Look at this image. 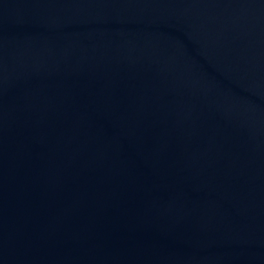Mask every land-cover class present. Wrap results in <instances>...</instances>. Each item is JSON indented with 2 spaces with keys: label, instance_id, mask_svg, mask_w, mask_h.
<instances>
[{
  "label": "water",
  "instance_id": "obj_1",
  "mask_svg": "<svg viewBox=\"0 0 264 264\" xmlns=\"http://www.w3.org/2000/svg\"><path fill=\"white\" fill-rule=\"evenodd\" d=\"M0 264H264V0H0Z\"/></svg>",
  "mask_w": 264,
  "mask_h": 264
}]
</instances>
